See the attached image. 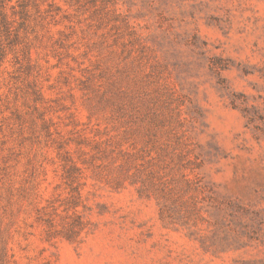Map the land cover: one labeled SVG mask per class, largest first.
<instances>
[{
	"label": "rangeland",
	"instance_id": "1",
	"mask_svg": "<svg viewBox=\"0 0 264 264\" xmlns=\"http://www.w3.org/2000/svg\"><path fill=\"white\" fill-rule=\"evenodd\" d=\"M0 264H264V0H0Z\"/></svg>",
	"mask_w": 264,
	"mask_h": 264
}]
</instances>
